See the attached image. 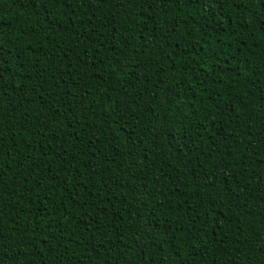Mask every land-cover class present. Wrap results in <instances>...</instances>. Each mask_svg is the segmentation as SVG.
Returning <instances> with one entry per match:
<instances>
[{"label": "trees", "instance_id": "trees-1", "mask_svg": "<svg viewBox=\"0 0 264 264\" xmlns=\"http://www.w3.org/2000/svg\"><path fill=\"white\" fill-rule=\"evenodd\" d=\"M0 264H264V0H0Z\"/></svg>", "mask_w": 264, "mask_h": 264}]
</instances>
